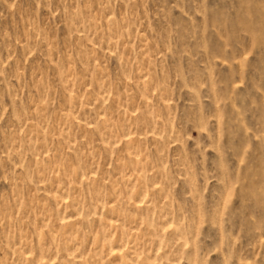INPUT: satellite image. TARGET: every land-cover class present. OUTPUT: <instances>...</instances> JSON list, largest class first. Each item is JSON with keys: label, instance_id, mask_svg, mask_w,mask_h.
<instances>
[{"label": "rangeland", "instance_id": "374dc122", "mask_svg": "<svg viewBox=\"0 0 264 264\" xmlns=\"http://www.w3.org/2000/svg\"><path fill=\"white\" fill-rule=\"evenodd\" d=\"M0 264H264V0H0Z\"/></svg>", "mask_w": 264, "mask_h": 264}]
</instances>
